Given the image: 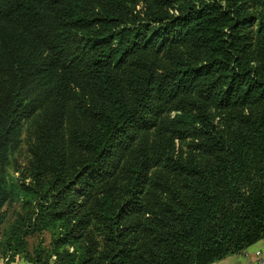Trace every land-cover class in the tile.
Returning <instances> with one entry per match:
<instances>
[{"label":"trees","instance_id":"1","mask_svg":"<svg viewBox=\"0 0 264 264\" xmlns=\"http://www.w3.org/2000/svg\"><path fill=\"white\" fill-rule=\"evenodd\" d=\"M263 238L264 0H0L5 264H212Z\"/></svg>","mask_w":264,"mask_h":264},{"label":"crops","instance_id":"2","mask_svg":"<svg viewBox=\"0 0 264 264\" xmlns=\"http://www.w3.org/2000/svg\"><path fill=\"white\" fill-rule=\"evenodd\" d=\"M257 248L264 250V238L259 240L252 246L248 247L243 252L228 255L225 258L216 261L212 264H246L247 261L249 260V255L251 254V252H253ZM10 264H30V263L26 262L24 259L19 258L12 261Z\"/></svg>","mask_w":264,"mask_h":264},{"label":"rangeland","instance_id":"3","mask_svg":"<svg viewBox=\"0 0 264 264\" xmlns=\"http://www.w3.org/2000/svg\"><path fill=\"white\" fill-rule=\"evenodd\" d=\"M24 135H25V131H23L22 133H21V137H22V139L24 138ZM25 142V141H24ZM23 141H21V153H22V155L20 154V156H18L19 157V160L21 161V160H23V158H24V154L26 153V145H25V143H24ZM18 149H19V146H18ZM19 155V154H18ZM16 206V205H15ZM6 225V223H4V224H2V226H5ZM3 228V227H2ZM40 238H42L43 239V244L44 245H47L48 244V242L50 241V237H49V234H48V232H45V233H42L41 235H39V236H37V235H34V236H31V237H29L28 238V247L31 249L36 243H37V241L40 239Z\"/></svg>","mask_w":264,"mask_h":264},{"label":"built area","instance_id":"4","mask_svg":"<svg viewBox=\"0 0 264 264\" xmlns=\"http://www.w3.org/2000/svg\"><path fill=\"white\" fill-rule=\"evenodd\" d=\"M7 258L0 255V264H5ZM246 264H264V250L257 248L249 255V260Z\"/></svg>","mask_w":264,"mask_h":264}]
</instances>
